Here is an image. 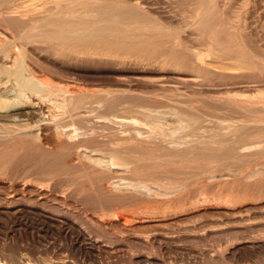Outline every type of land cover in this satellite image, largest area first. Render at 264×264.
Segmentation results:
<instances>
[{"label": "rangeland", "instance_id": "1", "mask_svg": "<svg viewBox=\"0 0 264 264\" xmlns=\"http://www.w3.org/2000/svg\"><path fill=\"white\" fill-rule=\"evenodd\" d=\"M118 1L113 5L123 10L120 19L83 24L80 31L72 33L55 31L36 36V30H31L27 36L13 37L0 24V39L9 45L0 48V68L18 55L15 65L22 70L19 81L29 83L19 90L0 71V96L12 104L0 110V263L24 264L28 258L29 264H53L68 256L71 264H264V185L253 183L258 180L259 184L263 174L227 161L226 156L236 155V147L235 151L230 148L232 153L229 146L253 141L251 137L257 132L252 122L255 117H264L259 107L264 99L259 96L264 95V0ZM198 17L216 25L208 35L211 38L199 35ZM173 43L179 49L171 47ZM195 55L206 62L200 70L193 68L191 57ZM44 81L61 90H75L67 96L70 110L54 109L53 113L47 102L39 99V93L30 90ZM173 106L195 120L179 134L164 136L173 142L171 148L177 153L169 147L161 149V139L152 138L156 144L148 146L149 150L141 147L137 153L133 151L137 158L148 152L154 155L141 167L129 164L128 170H107L85 157L69 158L73 168L64 178L71 179V185L62 178L49 179L38 167L39 152L53 150V123L48 120L53 114L60 115L63 124L72 114L83 118L84 123L76 124L78 132L86 133L92 142L85 141L82 147L102 159L99 155L107 157L132 145L134 139L130 137L136 127L139 129L126 121L112 123L109 119L113 116L140 119L137 108L166 111ZM215 121H222V127ZM163 123L171 124L168 116ZM241 126L244 131L239 130ZM237 131L242 133L236 135ZM243 133L247 135L242 138ZM224 138L232 144H225ZM200 142L208 148L202 144L198 147ZM204 164L205 168L200 167ZM127 180L148 185L147 190L127 188L123 184ZM108 183L118 188L107 193L104 187ZM170 185L177 187L168 189ZM166 189L169 196L170 192L176 196L177 190L183 197L192 194L174 204L178 194L171 199ZM155 192L168 198L162 200ZM108 198L118 203L109 205ZM170 199V205L152 207ZM119 205L122 207L113 210ZM142 211L151 213L141 215ZM116 213L132 219L123 225ZM46 220L55 221L56 226ZM66 226H70L67 231ZM76 232H82L84 240H76Z\"/></svg>", "mask_w": 264, "mask_h": 264}, {"label": "bare ground", "instance_id": "2", "mask_svg": "<svg viewBox=\"0 0 264 264\" xmlns=\"http://www.w3.org/2000/svg\"><path fill=\"white\" fill-rule=\"evenodd\" d=\"M116 2L117 0H0V24L3 25L9 32L10 34L14 37V36H27L28 33L31 32V30H36V33L35 35L36 36H40L42 33L44 32H57V31H60V32H63V33H72V32H77V31H80L82 29V25L83 24H89L90 26H93V24L95 22H97L98 20L99 21H105V20H108V19H111V18H114V17H117L118 19L121 18V15L123 13V10L120 9L119 7H116L113 5L114 2ZM38 3L37 5H39L40 8H36V4L35 3ZM118 2H121L122 1H118ZM133 3V2H131ZM122 4H126L125 2H123ZM134 4V3H133ZM136 4V2H135ZM138 4V3H137ZM234 4H235V1H234ZM134 6V5H133ZM192 6V5H191ZM224 7V6H223ZM232 7V6H231ZM221 8V7H220ZM122 10V11H121ZM128 10V9H127ZM192 10V9H190ZM189 10V11H190ZM229 11V10H228ZM226 11V12H228ZM223 12V11H222ZM225 13V11H224ZM224 13L222 14V16L224 15ZM220 14V13H219ZM186 16V15H185ZM219 16V15H218ZM140 18V17H139ZM217 19V18H216ZM216 19H214L216 21ZM125 21V20H123ZM196 24H197V31L199 32V35L201 36V38H203V34L206 35V40L208 39L207 36L210 35L212 32V29H215L216 28V25L215 24H212L210 23L209 21H205V19L203 17H198L196 19ZM255 24V23H254ZM175 25V24H174ZM132 28H135V27H132ZM256 28V27H255ZM253 30V29H252ZM144 35V34H142ZM146 35V34H145ZM151 35V34H150ZM30 36V35H29ZM261 36V35H260ZM263 36V35H262ZM191 37V36H189ZM194 37V36H193ZM209 37V36H208ZM211 38V36L209 37ZM220 40H223L222 38ZM15 41V40H14ZM13 41V42H14ZM68 41V40H67ZM214 41V40H213ZM216 41V40H215ZM175 42V40H174ZM177 43V42H175ZM221 43V42H220ZM171 44V43H170ZM214 44V42H213ZM8 45V41L7 40H3V39H0V48H5V46ZM168 45V44H167ZM230 45V44H228ZM9 46V45H8ZM7 46V47H8ZM171 47H174V43L173 45H170ZM179 46V45H178ZM178 46H175L178 48ZM182 47V46H181ZM213 47V45H212ZM14 48V47H13ZM183 48V47H182ZM72 49V48H71ZM174 49V48H172ZM179 49V48H178ZM181 49V48H180ZM264 49V48H263ZM12 50V49H10ZM183 50V49H182ZM194 50V49H193ZM14 51V50H12ZM185 51V50H184ZM201 51V50H200ZM85 52V51H84ZM172 51H170L171 53ZM14 53V52H13ZM12 53V54H13ZM208 53V52H207ZM15 54V53H14ZM92 54V53H91ZM99 54V53H98ZM194 54V52H193ZM199 54V53H198ZM209 55H211L210 53H208ZM199 55H203V54H199ZM207 55V54H206ZM15 57L13 58L12 60V63L11 64H8L10 66H3L2 68H0V71L6 75V77L8 79H11L12 82L18 86L19 90L21 89H24L26 87L29 86V83L27 80H24L23 82H20L19 81V78L21 77V74H22V70L17 67L15 65V62L16 60L18 59V55H14ZM89 56V55H88ZM4 57H7V54H4ZM13 57V56H12ZM209 57V56H208ZM212 57V56H211ZM240 57V56H239ZM238 58V57H237ZM243 58V57H241ZM140 59V58H139ZM192 59V64H193V68L195 69H198L200 70L202 68V64L203 62L205 61L204 58H202V56H198V55H195L193 57H191ZM232 59V58H231ZM3 60V59H2ZM231 61V60H230ZM206 63V62H204ZM210 65V64H209ZM217 65V64H216ZM151 66V65H150ZM223 67V66H222ZM220 70V69H219ZM42 79V78H41ZM42 81V80H40ZM28 83V85H27ZM61 85V84H60ZM40 87H34V88H31L30 90L33 92V93H39L38 94V97L39 99H43L47 102L48 104V109H52L51 111H53V113L56 111V109H58V111H60L59 109L63 108L62 110H64V108L70 110V106L68 105V99H67V96L69 95V93L72 94L71 87H69V91L66 87V91L63 89H59V86H54L53 84H50V82H47V81H44L43 82V85H42V82L40 83L39 85ZM5 87V86H4ZM62 87V86H61ZM60 87V88H61ZM12 88V87H11ZM73 89V88H72ZM79 90V89H78ZM82 90V89H81ZM75 91V90H74ZM73 91V92H74ZM85 91V90H84ZM19 93V92H18ZM2 94V93H0ZM13 94V93H12ZM15 95V94H14ZM33 95V94H32ZM255 95V94H254ZM259 95V93L257 94ZM255 95V97L257 96ZM261 98H264V95L261 94L259 95ZM3 96H0V110H4V109H9L12 104H11V101L8 102V100L1 98ZM10 97V96H9ZM247 97V96H246ZM254 96L252 97V99L255 98ZM258 97V96H257ZM12 98V97H11ZM30 99V98H28ZM12 100V99H11ZM14 100V99H13ZM240 100V99H239ZM258 100V99H257ZM263 100L264 102V99H261ZM18 101V100H17ZM42 101V100H41ZM244 101V100H243ZM252 101V100H251ZM255 101V100H254ZM14 102V101H13ZM40 102V101H39ZM249 102V101H248ZM262 102L261 106H259V102H258V106L261 107V109H263L264 111V103ZM43 103V102H42ZM246 103V102H245ZM250 103V102H249ZM249 103H247L249 105ZM45 104V103H44ZM99 104V103H98ZM253 105V103H252ZM250 104V106H252ZM255 105V103H254ZM46 106V105H45ZM167 107V106H166ZM178 107H175L173 106V109H170V110H166V111H163V110H157V109H144V108H137L136 111L139 113L140 115V119L135 117V116H127V117H121V116H113L111 119H109L112 123L114 122H125V123H131V124H136L138 125L139 129H136L134 130V135L130 137V139H134V142L132 141V145H129L128 147H124L123 149L121 150H114L112 151V153L110 155H108L107 157H104L103 155H99V156H102V159L100 158H97V157H93L95 156L94 151H88L87 148H83L82 146V143L84 144L85 141L86 143L87 142H92L91 139L88 138L87 134L86 133H80L78 132V129L79 127L76 126L77 125H81L82 123L85 122V120L81 117H78L75 115L72 114V115H69V118H70V121L68 123H65L63 124L61 122V118L59 117L60 115H55V114H51V119H48V120H51V122L53 123L52 127H51V130H52V136L54 138V145H53V150L51 151H47V152H39V154L37 155V159H38V167L40 170H42V173L44 175H46L49 179H53V178H62L65 180V183L67 185H71V179H66L64 178V176H67L68 175V172L73 168V164L71 163V161L69 160V158H73L74 160H79L81 159V157H85L87 158L88 160L86 161H90L91 164L93 165H99L104 167L105 169L107 170H112L111 168H118V169H122V170H128V166L129 164H133L134 167H141L144 162L148 159H151L154 158V155L151 153H144L142 154L143 157H140V158H137L134 156L135 153H137L139 150H141V147H146L148 148L149 150V147L148 146H152V145H155V141L152 139V138H158V139H161L159 141H161V143H163V148H167L169 147L170 148V151L173 152H176L177 149H172V145H173V142L172 141H168L166 139H164V136L165 135H175L176 133L179 134V132H182L183 129L185 128V126H192L194 125L195 123V120L187 117V115H182L180 114V111L176 110ZM256 108V107H255ZM258 108V107H257ZM47 109V110H48ZM55 109V111H54ZM46 110V111H47ZM48 110V112H49ZM67 110V111H69ZM7 111V110H6ZM228 111V110H227ZM27 112V111H26ZM57 112V111H56ZM229 112V111H228ZM234 112V111H233ZM248 112V111H247ZM246 112V113H247ZM41 113V112H40ZM52 113V112H51ZM80 113V112H79ZM84 113V112H83ZM82 113V114H83ZM245 113V114H246ZM264 113V112H263ZM26 114V113H24ZM28 114V113H27ZM26 114V115H27ZM50 114V113H49ZM59 114V113H58ZM61 114V113H60ZM87 114V113H86ZM91 114V113H89ZM63 116V114H61ZM165 116H168L169 119L171 120V124H164L163 123V119ZM41 118V117H40ZM39 118V119H40ZM250 118V117H249ZM88 119V118H87ZM254 119V118H253ZM264 119V117H263ZM262 118H257L255 117V122H252L254 124H252L254 126V128H256V132L254 134V136H250L251 139L253 141H250L251 142H247V141H243V140H240V141H243L242 144H238V142H236L235 144H238L237 146L236 145H231L229 146L232 142L229 141V145L226 143L228 141H226V136H225V140H221L218 141L219 144L225 142V144H227L229 146H227V149L225 146H224V149L226 148L229 152H232L234 149H236V155H232L230 153V155L232 156H228L226 155L227 157H229L228 159L225 157V160L227 159V161H229L230 159L233 160L235 163L240 164V166H242L243 168L245 167L246 169H252L254 172L257 171L258 173L261 172L263 175L262 177L259 176L260 178H262V180L260 179L259 181V184L257 183L255 177H256V174L254 175V179L253 181H256V182H253L255 183L254 185H258V186H262L264 185V124H262V121H263ZM12 120V119H11ZM42 120V119H41ZM47 120V121H48ZM99 120V119H98ZM102 120V119H101ZM106 120V119H105ZM22 121V120H21ZM97 121V120H96ZM240 121V120H239ZM248 121V119L246 120V122ZM106 122V121H104ZM210 122V121H209ZM220 122V121H219ZM219 122H214L218 127L221 126L222 124V121L221 123ZM228 122V121H227ZM242 122V120H241ZM208 124V122H206ZM225 123V122H224ZM242 123H245V122H242ZM186 124V125H185ZM201 124H205V123H201ZM221 124V125H220ZM227 124V123H226ZM250 124V123H249ZM249 124L247 123L246 125L249 126ZM21 125V124H20ZM40 125V124H39ZM130 125V124H129ZM225 125V124H224ZM223 125V126H224ZM229 127L230 126H233V125H230V123L228 122L227 124ZM240 125H242L240 123ZM210 124L207 126L208 129L210 128L209 127ZM226 126V125H225ZM224 126V127H225ZM235 126V125H234ZM233 126V128H234ZM245 126V125H244ZM243 126V127H244ZM252 126V128H253ZM131 127V126H130ZM134 127V126H133ZM216 128V129H219V128ZM222 127V126H221ZM242 127V126H241ZM239 127L238 129L239 130H243V127L241 128ZM251 127V126H250ZM46 128V127H45ZM141 128V129H140ZM231 128V127H230ZM251 128V129H252ZM253 128V130H255ZM48 129V128H47ZM207 129V130H208ZM46 130V129H45ZM50 130V131H51ZM115 130V129H114ZM199 132H201L200 130L201 129H198ZM204 130V129H203ZM207 130L205 129V131L207 132ZM214 130V129H213ZM222 130V128H221ZM224 130V129H223ZM230 130V129H228ZM248 130V129H247ZM245 130V131H247ZM250 130V129H249ZM249 130H248V133H249ZM251 130V132L253 131ZM220 131V130H219ZM46 132V131H45ZM48 132V131H47ZM46 132V133H47ZM90 132V131H89ZM209 132V131H208ZM207 132V135L210 133ZM211 132H212V129H211ZM223 132V131H222ZM50 132H48L49 134ZM91 133V132H90ZM198 133V132H197ZM202 133H205V132H201L200 134ZM214 133V132H213ZM217 133V134H216ZM216 137H218L220 135V133H218L216 131ZM225 132H223L221 135H223ZM239 133H242V132H236V135L239 134ZM113 134V133H112ZM115 134V133H114ZM122 134V133H121ZM124 134V133H123ZM126 134V133H125ZM145 134V135H143ZM199 133L197 134L198 137L200 135ZM251 134V133H250ZM203 135V134H202ZM206 135V134H205ZM212 135V134H209V136ZM213 135V137H214ZM218 135V136H217ZM245 133H243V135H240L241 137L244 136ZM247 135V133H246ZM245 135V136H246ZM249 135V134H248ZM49 136H51L49 134ZM207 136V137H209ZM233 136V135H231ZM123 137V136H122ZM201 137V135H200ZM229 137V136H228ZM76 138H79V139H76ZM93 138V137H92ZM203 137H201L202 139ZM205 138V137H204ZM211 138V137H209ZM207 138V139H209ZM221 138V137H220ZM237 138H240L239 136ZM243 138V137H242ZM241 138V139H242ZM245 138V137H244ZM248 138V137H247ZM45 139V138H44ZM82 139V140H81ZM95 139V138H94ZM197 139V137H196ZM206 138L203 139V140H207ZM215 140V138H213ZM217 139V138H216ZM223 139V137H222ZM232 139V138H231ZM52 140V138L50 139ZM105 140V139H104ZM200 140L197 139V141ZM202 140V141H203ZM210 140V139H209ZM208 140V141H209ZM245 140V139H244ZM249 140V139H247ZM98 141V140H97ZM125 141V140H124ZM196 141V142H197ZM201 141V142H202ZM208 141H206L208 144ZM223 141V142H222ZM232 141V140H231ZM49 142V141H48ZM199 142V141H198ZM200 144L198 143V147L201 146V143ZM211 142V141H210ZM209 142V144H210ZM213 142V141H212ZM215 142V141H214ZM235 142V141H234ZM263 143V144H262ZM52 144V143H51ZM130 144V143H129ZM212 144V143H211ZM214 144V143H213ZM216 144V143H215ZM224 144V145H225ZM162 145V144H161ZM203 145V144H202ZM222 145V144H221ZM158 146V145H157ZM181 146V145H180ZM207 146V145H206ZM203 147L204 148H208V147ZM211 146V145H210ZM216 147V145H214ZM197 147V146H196ZM213 147V146H212ZM220 146H218L219 148ZM236 147V148H234ZM113 148V147H112ZM156 149L159 148V147H155ZM202 148V147H201ZM223 148V147H222ZM230 148L232 151H230ZM234 148V149H233ZM114 149V148H113ZM215 149V148H214ZM101 150V149H100ZM151 150V149H150ZM202 150V149H201ZM205 149H203L204 151ZM226 150V151H227ZM104 151V150H103ZM133 151H136L135 153H133ZM152 151V150H151ZM156 151V150H155ZM160 151H163V150H160ZM226 153L225 150H222ZM221 151V152H222ZM235 151V150H234ZM106 152V151H104ZM111 152V151H110ZM178 152V151H177ZM176 152V153H177ZM205 152V151H204ZM208 152V151H207ZM223 152V154H224ZM181 153V151H180ZM182 153L183 155L186 157V153L184 152V150H182ZM206 153V152H205ZM209 153V152H208ZM233 153V152H232ZM220 154V153H219ZM222 154V153H221ZM98 155V153L96 154ZM170 155V154H169ZM212 155V154H211ZM214 155V153H213ZM212 155V156H213ZM156 156H158L156 154ZM211 156V157H212ZM222 156V155H221ZM105 158V160H104ZM179 158V157H178ZM184 158V157H183ZM163 159V158H161ZM160 159V160H161ZM85 160V159H84ZM157 160V159H155ZM159 160V161H160ZM168 160V159H167ZM175 160V159H174ZM182 160H185V159H182ZM181 160V161H182ZM230 162H233L231 161ZM85 161V162H86ZM177 161V160H176ZM88 162V163H90ZM147 162V161H146ZM165 162V161H164ZM171 162H172V158H171ZM207 162V161H206ZM87 163V162H86ZM156 163V162H155ZM234 163V164H235ZM154 164V163H153ZM157 164V163H156ZM155 164V165H156ZM162 164V163H161ZM168 164V163H167ZM179 164V163H178ZM177 164V165H178ZM184 164V163H183ZM187 164V163H186ZM231 164V163H230ZM90 165V164H89ZM205 165H200V167L203 166V168H205ZM94 167V166H93ZM96 167V166H95ZM131 167V165H130ZM129 167V168H130ZM144 167L146 168V166L144 165ZM143 167V168H144ZM164 167V166H163ZM167 167V166H166ZM199 167V168H200ZM185 168V167H184ZM190 168V167H189ZM238 168V167H237ZM131 169V168H130ZM151 169V168H150ZM178 169V168H177ZM201 169V168H200ZM181 170V169H180ZM239 170V169H238ZM242 170V168L240 169ZM248 170V171H249ZM250 170V172L252 171ZM245 171V170H244ZM110 172V171H108ZM132 172V171H131ZM151 172V171H150ZM183 173V172H182ZM247 173V171H246ZM260 173V174H261ZM131 174V173H130ZM259 174V175H260ZM126 175V174H124ZM31 176V175H30ZM121 176V175H120ZM123 176V175H122ZM131 177V176H130ZM173 177V176H172ZM248 179L249 177L251 178V176L247 174ZM9 179V178H8ZM133 179V178H132ZM142 179V178H141ZM258 179V178H257ZM123 180V179H122ZM245 180V179H244ZM251 180V179H250ZM103 181V180H102ZM118 181V180H117ZM131 181V180H130ZM125 182L123 184H126L127 185V188L128 186H133L132 189L133 190H137L139 189L140 187H143L146 189V186L148 185H134L133 183L131 182ZM134 181V179H133ZM150 181V180H149ZM165 181V180H164ZM115 182V181H114ZM121 182V181H120ZM119 182V183H120ZM145 182V181H144ZM147 182V181H146ZM145 182V183H146ZM151 182V181H150ZM163 182V181H162ZM244 182V181H243ZM103 183V182H102ZM101 183V184H102ZM148 183V182H147ZM47 184V183H46ZM137 184V183H136ZM149 184V183H148ZM114 186H111L110 183H108L105 187H104V190L109 193V191L111 189H114L113 187L116 186V184H113ZM125 185V186H126ZM99 186V185H98ZM102 186V185H101ZM162 186V185H161ZM171 186V187H170ZM168 189H172L173 188H176L177 186L174 185H170ZM251 186H253V184H251ZM117 187V186H116ZM123 187V185L121 186ZM136 187V189H135ZM139 187V188H138ZM151 187V185H150ZM37 188V187H36ZM65 188V187H64ZM118 188V187H117ZM126 188V187H125ZM131 188V187H130ZM149 188V187H148ZM156 188V187H154ZM153 188V189H154ZM180 188V187H179ZM39 189V188H38ZM150 189V188H149ZM152 189V190H153ZM159 189V188H158ZM166 189V192L167 190ZM183 189V188H182ZM7 190V189H6ZM15 190V189H14ZM140 190V189H139ZM141 190H143L141 188ZM147 190V189H146ZM173 190V189H172ZM176 190V189H174ZM193 190V189H192ZM8 191V190H7ZM13 191V190H12ZM42 191V190H41ZM45 191V190H44ZM104 191V192H105ZM114 191V190H112ZM120 191V190H119ZM144 191V190H143ZM150 192V194H153L151 190H148ZM165 191V189H164ZM171 191V190H170ZM179 190H177V193L178 194V197L177 194L175 196L172 195V193L170 192L171 196H175L176 197V200H175V203L173 201L174 204H179V203H182L184 201H186L187 199L184 200V198H187V196L191 195L192 193H188V195H184V197L182 196V193H179L178 192ZM190 190H188L187 192H189ZM194 191V190H193ZM22 192V191H21ZM40 192V191H39ZM115 192V191H114ZM129 192V191H128ZM158 192V191H157ZM162 192V191H161ZM185 192V193H187ZM192 192V191H191ZM12 193V192H11ZM138 193V192H137ZM142 193V192H141ZM146 193V192H145ZM168 193V192H167ZM166 195L169 196V193ZM9 194V193H8ZM47 193H43V195H45ZM155 194H159V193H156ZM181 196H180V195ZM184 194V192H183ZM156 196V195H155ZM160 196V194H159ZM159 196H157L159 198ZM165 196V194H164ZM162 196V197H164ZM168 196H165L168 198ZM169 196V197H171ZM8 197V196H7ZM42 197V196H41ZM45 197V196H43ZM62 197V196H61ZM146 197V196H145ZM154 197V196H153ZM161 197V196H160ZM161 197V198H162ZM227 197V196H226ZM152 198V197H151ZM155 198H153V200L155 201ZM174 198V197H173ZM17 199V198H16ZM157 199V198H156ZM172 199V197H171ZM170 199V202L166 201V198L164 200V202H162L161 200L159 201V203L155 204L154 206L152 207H155L156 205H170L172 204V201ZM175 199V198H174ZM232 199V198H231ZM61 200V199H60ZM158 200V199H157ZM163 200V198H162ZM168 200V199H167ZM10 201V200H9ZM40 202V200H39ZM38 202V203H39ZM59 202V201H58ZM157 202V201H155ZM56 203V202H55ZM107 203L110 205V204H114V203H118L116 201H114L113 199H109L107 200ZM61 205V204H60ZM174 206V205H173ZM21 207V205H20ZM120 207H122L121 205H119L118 207H114L113 210H118ZM143 208L145 207H141L140 209L142 210ZM163 209V208H162ZM161 209V210H162ZM245 209V208H244ZM242 209V210H244ZM262 209V208H261ZM103 210V209H101ZM153 210V209H152ZM32 211V210H30ZM37 211V210H36ZM124 212H127V211H124ZM137 212V211H136ZM161 212V211H160ZM177 212V211H176ZM244 212V211H243ZM14 213V212H13ZM132 214L134 212H131ZM139 213V212H137ZM151 212H141V215H144V214H150ZM155 213V211L153 212ZM156 213H159L158 211ZM40 214V212H39ZM135 214V213H134ZM133 214V215H134ZM160 214V213H159ZM168 214V213H167ZM233 214V213H232ZM11 215V214H10ZM13 215V214H12ZM124 215V214H123ZM122 215V213H116V216L118 217H122L123 222H125V225L128 224V222L131 221L130 218H126ZM130 216V213L128 214ZM136 215H139V214H136ZM47 216V215H45ZM94 216V215H92ZM149 216V215H147ZM152 216V215H151ZM157 216V215H156ZM134 217V216H133ZM153 218V217H151ZM40 219V218H39ZM48 220V219H47ZM48 224H50L51 226H56V223L55 221H52V220H49L47 221ZM58 220V219H57ZM94 220V219H93ZM28 221V220H27ZM64 223V221L62 222ZM68 223V222H67ZM104 223V222H103ZM127 223V224H126ZM105 224V223H104ZM103 224V225H104ZM113 224V223H112ZM69 225V223H68ZM100 223L98 224V227H99ZM101 225V226H103ZM121 225V224H120ZM124 225V223H123ZM70 226H66L65 230L67 231L69 229ZM72 227V225H71ZM105 227V226H104ZM103 228V227H101ZM129 228V227H128ZM132 228V227H131ZM134 228V227H133ZM108 229V228H107ZM51 230V229H50ZM56 230V229H55ZM74 230V229H72ZM76 230V229H75ZM48 232V231H47ZM65 234V232H64ZM140 234V233H138ZM64 237V236H63ZM84 235L82 234V232H76L75 234V239L76 240H84ZM87 239V238H86ZM86 242V241H84ZM89 243V242H88ZM76 247V246H75ZM82 249V248H81ZM88 251V250H87ZM83 252V250H82ZM92 252V251H91ZM94 254V253H93ZM23 256V254H21ZM95 255V254H94ZM64 256V255H63ZM23 257H27V256H23ZM97 257V256H96ZM41 258V257H40ZM22 259V258H21ZM28 259V258H27ZM25 260L24 261V264H29V260ZM46 260V258H44ZM59 259V258H58ZM62 259V258H61ZM91 259V258H90ZM19 260V259H18ZM51 260V259H49ZM48 260V261H49ZM60 260V259H59ZM56 259V262H54L53 264H71V261L69 260L68 256H64V260H60V262H57L59 261ZM89 260V259H88ZM20 261V260H19ZM81 261V260H80ZM3 262V261H2ZM82 262V261H81ZM4 263V262H3ZM3 263H0V264H3ZM45 263V262H44ZM23 264V263H22ZM33 264V262L31 263ZM37 264H43L41 263V261H37Z\"/></svg>", "mask_w": 264, "mask_h": 264}]
</instances>
